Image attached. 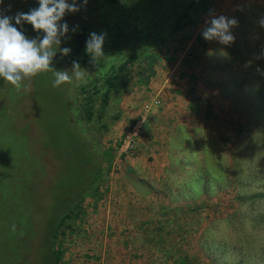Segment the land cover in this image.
Instances as JSON below:
<instances>
[{
    "label": "rangeland",
    "instance_id": "rangeland-1",
    "mask_svg": "<svg viewBox=\"0 0 264 264\" xmlns=\"http://www.w3.org/2000/svg\"><path fill=\"white\" fill-rule=\"evenodd\" d=\"M237 1L240 0H232L229 3L219 0L218 5L222 2L225 12L220 11L216 16L235 18V11L231 8ZM248 1L243 0L240 3V9L246 19L241 22L235 18L238 24L231 31L235 40L245 45L244 27L247 24L250 27L258 53V68L262 71L258 76L260 84L264 86V57L261 56L264 53V27L259 24V20L264 18V13H261L260 1ZM77 4L80 10L66 14L61 23L66 22L69 25L82 19L86 22L94 17L88 6L83 4V0H77ZM38 7V0H3L0 11L4 15L15 16L18 12L26 13ZM13 25L30 39L43 36L42 32L34 31L30 24L25 23L21 27L15 25L13 20ZM205 26L194 31L189 30L185 36L195 38ZM200 38L205 40L203 36ZM206 43L209 47L212 45V50L225 49V45L217 41ZM60 47H66L65 37L62 38ZM239 50L231 51V55L236 58L238 55L241 58L247 57V48ZM64 57L66 56L57 52L52 67L65 70ZM250 60L246 63V74L254 69L253 60ZM71 68L68 66L67 70ZM84 68L87 70L84 79L73 80L59 87L52 86L54 76L51 72L40 73L25 80L20 91L0 78V264H53L49 259L52 247L49 243L51 240L48 223L62 214L85 191L89 196L81 203L82 214L78 219L68 222L65 226L67 228L57 234L55 247L62 251L59 264H130V255L135 258L133 252L139 254L137 250L131 251V243L144 245L149 239L155 241L153 246L156 248L166 220L162 207L167 200L160 197L152 199L149 194L151 190L155 191L164 185L166 179L169 182L177 180L176 172L183 164L182 151H190L194 156L202 154L203 159H199L203 165L199 169L200 172L207 170L215 174L212 173L211 181L201 193L196 191L199 183L194 181V177H190L178 192L181 200L190 199L202 207L212 206L209 200L210 184L214 185V182L222 179L226 169H234V187L232 191L229 190L227 196L229 202L222 209L214 208L217 217L221 219V227H218L219 223H215L204 233L211 241L212 258L220 264H264V257H259L264 255V229L261 238L255 232L252 234L254 238L248 237L247 247L254 253L248 263L244 261L245 255L241 254L247 234L252 232L246 206L257 204V211L264 213V175L258 185L251 186L249 193L238 184L246 169L253 164L252 161L233 158L228 151L236 147L223 143L220 135L224 133L211 126V122H199V118H203L202 115L195 116L184 107L185 105L180 104L186 115L174 125V129L178 128L176 131H167L171 151L169 159L162 167L152 165V157L146 153L149 146L143 149L141 139L144 122L152 112L150 107L141 113L140 121L131 129L130 120L136 114V107L146 99L150 101L149 106L158 107L161 91L165 92L167 99L172 103L175 101L174 92L171 89L165 91L164 85L153 97L142 93V78L136 76V66L128 82L129 91L122 96L112 95L105 111L99 110V101L94 102V114L92 120L88 121L86 115H83L84 109L81 108L82 97L79 104L75 102L74 96L75 86L85 84L87 76L90 77L89 70ZM158 68L161 78L167 73V68L164 62L162 67L159 65ZM232 69L237 78L243 77L244 70L239 67ZM127 73L130 77V72ZM133 94L139 97L137 104L132 105L133 108L135 105L136 107L130 110L128 98ZM229 96L235 98L233 96L236 94L229 93ZM248 98L249 101L243 103L236 101L237 106L227 104L225 100H218L215 104L216 110L226 112L222 126L233 124L236 129L234 126L238 125L237 121L248 124L249 128L256 124L264 92L253 89ZM158 113L163 115L160 117L165 118L166 111H154L153 116ZM228 114L230 118H227ZM260 125L259 135H247L239 140H243L242 149H251L255 164L264 167V123ZM97 165L101 170L99 180L92 184ZM174 166L176 170L173 169ZM132 178L142 181V184L132 181ZM146 183L153 186L146 188ZM131 189L136 194L131 193ZM239 198L243 202H240ZM131 199L135 201L136 207L143 211V216L138 213L135 215L142 219L132 227L130 242V213L127 203ZM169 201L172 202L171 197ZM136 207L134 206L135 209ZM121 214L124 216L121 217ZM208 214L209 210L201 217ZM142 222H148V227H144ZM224 226L227 229L222 228ZM255 228H258L257 224ZM226 230L230 232L228 237L225 235ZM123 231H126V234H123ZM214 241L219 249L214 245ZM224 242L226 246H231L230 242H234L239 254L228 250L231 247H227L220 255L224 250ZM150 246L149 250H153Z\"/></svg>",
    "mask_w": 264,
    "mask_h": 264
},
{
    "label": "trees",
    "instance_id": "trees-1",
    "mask_svg": "<svg viewBox=\"0 0 264 264\" xmlns=\"http://www.w3.org/2000/svg\"><path fill=\"white\" fill-rule=\"evenodd\" d=\"M230 1L232 0H226L228 3ZM257 1L262 3L261 13H264V0H249L248 2ZM69 2L72 1L69 0ZM241 2L243 0L235 2L231 9L235 11V18L243 22L246 16L240 9ZM218 3H220L219 0H88L86 5L93 12L94 17L86 22L83 19L75 20L68 25L69 32L65 40L66 47L70 48L71 52L64 57L63 63L67 69L68 66L72 67L73 61H77L81 68L86 67L89 70L90 77L87 76V82L75 86L74 92L75 102L81 104L82 97L83 105L81 108L84 109L83 115L84 117L86 115L88 121L92 120L94 114L92 109L94 102L99 101V110L105 111L112 95L122 96L129 91L128 82L131 80L132 70L136 66L135 74L142 78V93L153 97L161 86L165 85V91L171 89L174 92L175 101L173 103L167 99L165 92L161 91L160 106H149L150 101L146 99L140 106H134V108L136 107V114L130 120L131 129L140 121L141 113L150 107L152 112L144 122L141 136L142 148L149 146L146 153L152 157L150 163L162 167L169 159L171 151L167 131L173 130L174 125L182 120L180 118L185 117V111L179 106L183 104L191 111V114L202 115L204 119L199 118V122H211V126L224 133L220 135L223 143L226 146L231 144V147H236V149L228 151L233 158L252 161L253 164L246 169L238 182L244 191L249 193L251 186L258 185V181H261L262 175H264V167L255 164L251 149H242L241 142L243 140L239 139H244L247 135L256 137L260 134V123H264V100L259 104L261 111L257 122L250 128L248 124L239 121H237L238 125L234 126L236 129L233 128V124L222 126L223 115L226 112L216 110L215 104L220 99L227 101V104L231 103L230 105L237 106L236 101H241V103L249 101L248 97L251 90L264 92V86L260 84L259 76L262 71L258 68V53L255 49L254 34L247 24L244 27L245 45L239 40H235L231 45H225L224 50L223 48L212 50V45L207 46V41L200 38L202 32L195 38L190 35L185 36L187 31H194L205 26L210 13L216 16L218 12L223 11L224 4L221 2V5H218ZM73 28H76L75 32L72 31ZM191 31L190 33L193 34ZM92 32L107 33L103 46L105 56L98 64H93L91 57L85 51L86 40ZM245 48L248 49L247 57L241 58L238 55L236 58L231 55V51ZM232 54L234 55V53ZM250 59L253 60L254 69L246 74V63ZM163 62L167 68V73L160 78V68L158 67L159 65L162 67ZM233 67L244 70L241 79L235 76ZM127 72H130V77ZM229 93H235L236 96H233L235 98L229 96ZM78 95L80 97H77ZM149 95L148 98L151 99ZM138 97L139 95L133 94L128 98L130 110L134 109L132 105L133 103L137 104ZM154 111H166L165 118L160 117L162 114L159 113L153 116ZM216 111L218 112L216 113ZM227 118H230L229 114ZM197 124L199 125V123ZM177 129L175 128L173 132ZM231 133L235 135L232 136ZM195 145L197 146L196 142ZM181 156L183 164L176 172L177 180L169 182L166 179L164 185L155 191L151 190L149 194L152 199L160 197L167 200L162 207L166 220L158 239L160 242L156 247L157 250L153 246L155 241L149 239L148 243L144 245L131 243V251L137 250L139 254L133 252L135 258L130 255V264H220L218 260L212 258L211 241L204 233L207 232L209 226L221 221L217 217V213L214 212V208L222 209L229 202L227 196L229 190L232 191V187H234V169H226L222 179L214 182V185L210 184L208 189L211 190L209 200L212 206L202 207L196 201L193 203L190 199L188 201L181 200L178 197V192L190 177L191 179L194 177V181L199 183L196 191L201 193L211 181L213 171L202 170L200 172L199 169L203 166L199 162V159H203V155L200 153L194 156L190 151H182ZM173 169L176 170V167L174 166ZM100 171L97 165L96 172L92 176V184L95 180H99ZM188 173L189 176H187ZM132 181L142 184V181L133 178ZM145 186L148 188L153 185L146 183ZM130 192L136 194L132 189ZM88 196L85 191L62 214L57 215L48 223L51 240L49 243L52 247L49 259L53 264H59L62 255V251L55 247L57 234L62 232L63 228H67L65 226L68 222L78 219L77 217L82 214L81 203ZM170 197L172 198L171 203ZM238 200L243 202L241 198ZM134 202L131 199L127 203L130 213V242L133 233L132 227L142 219L135 217V215L138 213L139 216H143V211L139 210ZM208 210L210 214L201 217ZM257 210V204L246 206L247 217L252 227V232L247 234L241 253L245 255L244 261L246 263L250 261V256L254 255L250 251L251 249L247 247L248 237H253L252 234L255 232L261 238L262 229H264V213ZM120 216L123 217L124 214ZM142 224L144 227H148V222H142ZM255 224L258 225V228H255ZM70 227L71 224L68 228ZM218 227H221L220 223ZM215 231L218 233L217 230ZM122 233L126 234V231ZM229 233L226 230L225 235L228 237ZM230 243L231 246H226L225 242L223 243L224 250L220 255L227 250V247H231L228 250L239 254L234 242ZM149 245L153 247V250H149ZM214 245L217 246L215 241ZM259 257L262 258L264 255Z\"/></svg>",
    "mask_w": 264,
    "mask_h": 264
},
{
    "label": "clouds",
    "instance_id": "clouds-1",
    "mask_svg": "<svg viewBox=\"0 0 264 264\" xmlns=\"http://www.w3.org/2000/svg\"><path fill=\"white\" fill-rule=\"evenodd\" d=\"M3 0H0L2 4ZM88 0H83L86 5ZM39 7L30 9L28 12H18L15 16L4 15L0 11V78L10 83L17 91L22 84L40 73L51 72L54 76L53 87L70 83L73 80L80 81L85 78L87 70L82 69L77 61L72 62L71 70H56L52 67L53 59L59 52L62 56L70 54L68 47L61 48L62 38L69 32L66 22L61 23L66 14L80 10L77 0H38ZM27 23L37 33L43 36L28 38L24 32L16 26ZM235 18L215 16L210 13L205 22L202 36L206 41H217L222 45H231L235 41L231 29L237 26ZM264 27V18L259 20ZM78 27V26H77ZM73 32L76 28L72 29ZM107 33L92 32L86 40V53L91 57L93 64H98L105 56L103 46ZM264 57V53L261 54Z\"/></svg>",
    "mask_w": 264,
    "mask_h": 264
}]
</instances>
